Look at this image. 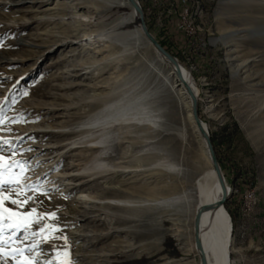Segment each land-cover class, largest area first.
<instances>
[{"label":"rangeland","instance_id":"obj_1","mask_svg":"<svg viewBox=\"0 0 264 264\" xmlns=\"http://www.w3.org/2000/svg\"><path fill=\"white\" fill-rule=\"evenodd\" d=\"M39 1L33 6L0 0V134L23 137L16 158L29 162V182L47 192L32 206L57 214L56 220L44 222L62 230L54 235L67 237L73 264H198L187 216L174 199L183 192L190 152H201V141L185 100L157 80L153 47L124 50L102 36L117 15L100 2L95 9L91 0ZM139 2L150 32L190 72L198 92L199 115L231 187L225 206L232 223L231 264H264V0ZM138 98L149 106L150 115L116 120L107 148L97 143L99 131L72 134L80 123L89 126L91 115L114 99ZM173 108L175 122L184 127L183 138L172 131ZM152 115L156 127L149 124ZM16 118L21 119L13 123ZM32 130L37 132L28 134ZM37 147L43 150L38 155L43 170L53 171L51 182L38 175L40 164L31 161L30 152ZM4 155H9L7 150ZM102 159H107L106 167L98 166ZM128 164L135 165L136 172L111 178L112 169ZM70 171L79 173L72 183L64 176ZM119 183L127 190L120 192ZM80 193L103 201L141 200L145 205L136 210L110 203L94 206L77 199ZM6 194L15 198L14 192ZM5 206L14 207L7 201ZM64 243L57 239L41 244L39 264L48 259L58 264L62 257L56 252ZM5 248L0 264H13L7 239Z\"/></svg>","mask_w":264,"mask_h":264},{"label":"bare ground","instance_id":"obj_2","mask_svg":"<svg viewBox=\"0 0 264 264\" xmlns=\"http://www.w3.org/2000/svg\"><path fill=\"white\" fill-rule=\"evenodd\" d=\"M44 1L45 0H42L41 2L44 3ZM38 2H40V1L39 0H22L21 3H31L34 6ZM91 2H92V6H91L92 8L98 9V7H99L98 2H100L101 4H104L103 8H109L111 13L117 15L116 16L117 18L114 19L112 24L109 27H107L106 29H104V33L102 34V36H104L105 38H108L109 40H111L113 42H116L122 48H124V50H134L135 47L143 46L144 44L147 46L153 47L154 59H157V61H158L157 73H158L159 77H157V80H159V82H161V87L164 89L167 88L169 93L170 92H173V93L177 92L176 94L185 100L189 120H190L191 124L193 125L194 129L196 130L197 134L200 137L202 150H201V152L196 151L195 149L191 150V152H190L191 153V160L188 162L189 167L186 170V172L183 173L184 179H185L183 192L180 196H178L174 200L176 203L181 204V206H182V208H183V210L187 216L188 229L190 230V234L193 237L192 246H193V249H194L196 255L198 257H200V259H201L198 264H203L202 256L205 259L206 264H231L230 253L232 251V223H231L230 215L228 214V212L225 208V203L223 205L221 204V201L224 197V193L227 194V196H228V194L231 193V187L229 186V184H228V182H227V180L223 174V171H222V174L224 177V182H225V190H224V187L222 185V181H220V179L218 178L217 173L214 169L212 159H211V155H210V151H209L208 146H207L206 138L204 137L203 133L201 132L199 126L197 125V123L195 121V118L193 115V104H192L191 95H190V92L188 91V89L185 85V80L186 81L192 80L190 72L183 65H182L183 69L181 71L176 70L171 65V63L168 61V59L156 50V48L153 46V44L150 42V40L146 37L144 30L142 28L140 16L138 15L134 6L132 5V3L129 0H91ZM15 4H17V3H15ZM86 20L84 19L83 21H86ZM93 21H94V19H93ZM99 36H100V33H99ZM91 37H92V35H91ZM85 40L87 41L88 38L86 37ZM111 41H110V43H113ZM22 43L23 42L21 41V44ZM235 51H237V50L236 49L233 50V53ZM133 53H134V51H133ZM6 61L9 62V60H6ZM13 61H16V60H13ZM13 61H10V62L12 63ZM18 61L21 62V61H25V60L21 59ZM155 72H156V70H155ZM74 74H76V73H73L72 75H74ZM191 84H192V81H191ZM192 90L194 91V94L196 95V97H198V92L194 88L193 84H192ZM94 94H96V93H94ZM166 98L168 99V97H166ZM171 113H172L171 114L172 119L175 122L174 108L171 111ZM139 114L150 115L149 106L145 105L142 98L141 99L138 98V99H135V100L129 101V102H123V100H115L114 99L112 102L105 105V107L102 110H100L96 115H94V116L91 115L92 117H91V122H90L89 126L85 125L86 123L85 124L80 123L81 125H78L79 127L77 126V128H74L75 131H73L72 134H74L75 132L80 131V130H82L84 132H91V130H92L91 133H93V130H94V132L99 131V132H101L100 140H98V141L96 140V141H97V143H99V145H102L105 148H107L106 144L109 143L108 139L110 137H112L111 135H113V132H115L114 130L111 131L110 129H112V127H114L113 124L116 122V120H118L119 118L121 119V117L124 118V117L129 116V115H133V116H129L130 117L129 119H134ZM153 118H157V117H154L152 115L151 120ZM86 120H88V119H86ZM149 124H152L153 127H156L154 125L157 124V122L155 120H152V122ZM159 124H160L159 126H161L162 128H164L166 126L165 120L163 123L160 122ZM175 124L176 125H174L172 127L173 133H178L180 135V137L183 138L182 132L184 131V127L181 125L178 126V124L176 122H175ZM204 125H205V127H206V129L210 135L208 126L205 122H204ZM74 126H75V124H74ZM31 127H33V126H31ZM66 127H63L62 129H64ZM45 128L48 130L47 126ZM127 128H129V127H127ZM39 129H40V127H39ZM56 129L58 131V128H56ZM70 129H72V127H70ZM96 129H97V131H96ZM27 130L29 131L30 129H27ZM69 130H67V131H69ZM52 131H53V129H52ZM35 132H37V131L32 130L29 133L27 131L25 133L30 134V133H35ZM38 132H39V130H38ZM47 132L49 133V131H47ZM63 133L64 132H62L61 134H63ZM87 134L85 133V135H87ZM89 135H90V133H89ZM179 135H177V136L179 137ZM0 136L4 137L5 139H12V140L16 139V138L13 139V137L12 138L8 137L7 133L6 134H0ZM28 136H30V135H28ZM178 137L174 136V139L178 140ZM81 140H84V138ZM82 142L83 141H81V143ZM42 143H43V141H42ZM85 143H89V142H85ZM51 144L52 145L55 144V146L57 145V143H51ZM76 144H78V143H76ZM30 146H32V145H30ZM45 146H46V144H45ZM62 146L64 147V145H62ZM93 146H94V143H93ZM37 148H38V150L36 149V150H34V152H30L32 154V157L30 156V158H32L31 161L37 162L38 165L40 164V167L38 166L40 168L37 172L38 175H42V177L46 178L48 182H51V177L49 178V172L51 173L53 171L52 170H50V171L43 170L42 167H46V166H41L43 159L41 158V156H38L40 153L43 152V150L40 149L41 147H37ZM59 149H61V148H59ZM69 150H71V149H69ZM105 152H106V150H105ZM67 153H68V151H67ZM103 153H104V151H103ZM100 154L98 153V155H100ZM52 159H53V157H52ZM79 159L81 161V157H79ZM98 159H100V158H98ZM104 160L102 159L99 162L98 166L106 167L107 162H106V160L105 161ZM119 162L121 163V161H119ZM112 164H110L109 166L113 167ZM160 164H162V163H160ZM43 165H45V164H43ZM116 166L117 165H115L114 167H116ZM134 167H135V165H130V164H128L127 166L120 165L118 169H122V170L116 171L115 170L116 168H114L110 171L109 174H112L111 178H114L118 175L122 176V174L124 172H125V174H129V173L131 174L132 171H135V169H133ZM170 167L175 169V170L177 169L175 164H172V163L170 164ZM67 169H69V168H67ZM123 169H125V170H123ZM221 169H222V167H221ZM76 170H78V169H75V171ZM139 170H142V169H140V167H139ZM79 171H80V169H79ZM70 172L64 174V176L66 177V179L70 180L72 183V181L74 180L73 177L75 175H79V173L77 172L78 174L77 173L74 174V172H71V173ZM47 181H44V182H47ZM77 183H78V181H77ZM122 186L123 185H121V184H120V186H118L119 187L118 189L120 192H124V190H127V188L126 189L122 188ZM75 187H76V185H75ZM108 192H110V191H108ZM93 195H95V194H92V197H90V195H85V194L80 193V194H78L77 199H82V198L86 199L89 202V204L93 203L92 205H94V206L96 204L101 205V204H105V203H110V204H114L115 206L117 205V206L124 207L127 209H134V208L142 207V205H145L143 203L144 201L141 202V200L135 201V200L129 199V198H123V199L119 198V197L115 198V197H113L114 196L113 193H112L113 196H111V197H113L112 199H104V201L103 200H96L95 199L96 196L93 197ZM103 195H104V193H103ZM100 197H102V196H100ZM92 205H91V207H92ZM110 206H112V205H110ZM201 208H202V210L200 212ZM134 210H136V209H134ZM96 213H97V211H96Z\"/></svg>","mask_w":264,"mask_h":264},{"label":"snow or ice","instance_id":"obj_3","mask_svg":"<svg viewBox=\"0 0 264 264\" xmlns=\"http://www.w3.org/2000/svg\"><path fill=\"white\" fill-rule=\"evenodd\" d=\"M0 46H3L2 41ZM2 112L3 107L0 106V114ZM19 119L21 118L13 119L12 122L16 123ZM3 125L4 119L0 118V130H3ZM7 131L11 132V129L8 128ZM22 139L23 137H17L14 142L12 139L0 136V261L4 259L6 239L9 245L7 251L13 264H39L36 258L39 254V246L49 240L63 239L65 242L63 250L56 252L57 258L62 257L58 264H73L68 251L67 237L54 235L62 230L55 223L44 222L56 220L57 214L39 212L37 207L32 206L36 203L38 195H47V192L42 190L39 183L29 182L30 177L27 175L30 171L29 162L16 158L18 141ZM5 150L8 151V156L4 155ZM21 151H31V149ZM7 192H14L15 198L7 195ZM6 201L14 207H6ZM25 207L27 210H20ZM20 233H23V238ZM25 240H29V243L24 244ZM53 247L55 248L54 244ZM43 264H53V260H45Z\"/></svg>","mask_w":264,"mask_h":264},{"label":"water","instance_id":"obj_4","mask_svg":"<svg viewBox=\"0 0 264 264\" xmlns=\"http://www.w3.org/2000/svg\"><path fill=\"white\" fill-rule=\"evenodd\" d=\"M129 1L132 3L136 12L140 16L142 28L144 30L146 37L150 40V42L153 44V46L156 48V50L168 59V61L171 63V65L176 70L181 71L183 69L182 63L178 60V58L176 56L171 54L164 46H162V44L150 32V30L147 26V23H146L145 13H144L143 7L140 4L139 0H129ZM185 85H186V87H187V89L191 95L192 104H193V115H194L195 121H196L197 125L199 126L201 132L203 133L204 137L206 138L207 146H208V149L210 151V155H211V159H212L214 169L217 173L218 178L220 179V181H222V185H223L224 190H225V182H224V177L222 174L221 165H220L219 159L217 157L212 139H211V137H210L205 125H204L203 120L201 119V117L199 115L198 99H197L196 95L194 94V91L192 90L191 80L190 81L185 80ZM227 199H228V196H227V194L224 193V197L221 201V204L223 205L224 203H226ZM201 210H202V208L200 209V212H201ZM202 261H203V264H206L203 256H202Z\"/></svg>","mask_w":264,"mask_h":264},{"label":"trees","instance_id":"obj_5","mask_svg":"<svg viewBox=\"0 0 264 264\" xmlns=\"http://www.w3.org/2000/svg\"><path fill=\"white\" fill-rule=\"evenodd\" d=\"M162 46H164V45L162 44ZM164 47H165V46H164ZM230 134H231V133H230ZM212 141H213V143H214V140H212ZM214 147H215V145H214ZM216 153H218L217 150H216ZM217 156H218V159H220L218 154H217ZM225 206H226V208H227L226 203H225ZM228 212H229V211H228ZM229 214H230V213H229Z\"/></svg>","mask_w":264,"mask_h":264}]
</instances>
